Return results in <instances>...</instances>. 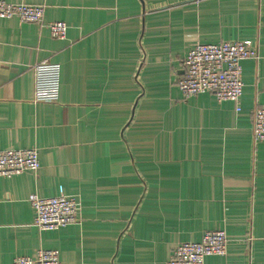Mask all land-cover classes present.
<instances>
[{"label":"crops","instance_id":"obj_1","mask_svg":"<svg viewBox=\"0 0 264 264\" xmlns=\"http://www.w3.org/2000/svg\"><path fill=\"white\" fill-rule=\"evenodd\" d=\"M44 5L39 23L0 18V149L40 167L0 177V264L56 249L60 264H164L183 241L224 230L205 264H264V0H5ZM63 21L65 38L47 23ZM250 39L240 110L175 81L196 43ZM60 65L59 98L34 102L32 66ZM70 195L79 221L34 225L29 197Z\"/></svg>","mask_w":264,"mask_h":264},{"label":"built area","instance_id":"obj_2","mask_svg":"<svg viewBox=\"0 0 264 264\" xmlns=\"http://www.w3.org/2000/svg\"><path fill=\"white\" fill-rule=\"evenodd\" d=\"M44 5L10 3L0 0V18L18 17L21 21L39 23ZM51 37L65 38L67 25L63 21L47 23ZM256 43L250 39L225 40L217 43H196L184 57V74L175 81L182 95L194 96L212 92L218 101H231L240 110L243 91L242 61L257 58ZM34 74V102H55L59 98L60 65L48 59L32 66ZM252 137L264 142V105L253 111ZM40 167L36 148L0 149V177H11L24 172H35ZM34 211V225L43 230H54L79 221V202L70 195L29 197ZM228 239L225 231L207 230L197 242H180L164 264H205L207 256H223ZM12 264H60L56 249H39L34 257L16 256Z\"/></svg>","mask_w":264,"mask_h":264}]
</instances>
